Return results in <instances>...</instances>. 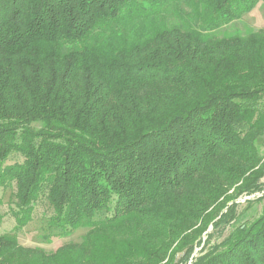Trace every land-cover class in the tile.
Returning a JSON list of instances; mask_svg holds the SVG:
<instances>
[{"label":"trees","instance_id":"obj_1","mask_svg":"<svg viewBox=\"0 0 264 264\" xmlns=\"http://www.w3.org/2000/svg\"><path fill=\"white\" fill-rule=\"evenodd\" d=\"M259 3L0 0V264H264V216L212 243L264 187V28L214 33ZM45 197L80 242L20 243Z\"/></svg>","mask_w":264,"mask_h":264},{"label":"rangeland","instance_id":"obj_2","mask_svg":"<svg viewBox=\"0 0 264 264\" xmlns=\"http://www.w3.org/2000/svg\"><path fill=\"white\" fill-rule=\"evenodd\" d=\"M264 28V4L259 3L256 8L246 14L241 20H237L228 26H225L214 33L219 36L232 35L236 32L248 34L252 30ZM264 145V142L262 143ZM264 153V146H263ZM24 157L18 153H13L6 164L22 162ZM264 182V178H263ZM16 183L9 182L5 186H0V235L15 231L17 224L16 216L13 210L16 209L15 197ZM236 204V218L227 228L223 237L215 236L212 243L221 242L233 229V226L250 227L252 223L258 221L264 216V187L251 194L239 195L230 202ZM53 211L49 207L47 198H42L35 205V211L32 220L21 230L16 231L21 244L28 247H41L48 252L56 251L60 246L70 241L82 240L87 230L81 229L71 236H60L59 229L52 228L49 225V219ZM103 217V216H102ZM212 231V227L209 228ZM208 231V232H209ZM203 240H207V236ZM202 246L195 248L191 261L201 253Z\"/></svg>","mask_w":264,"mask_h":264}]
</instances>
